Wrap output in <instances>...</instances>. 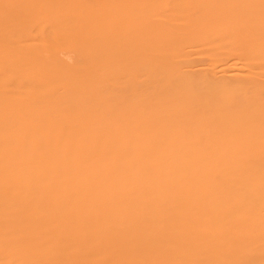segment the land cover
Returning <instances> with one entry per match:
<instances>
[{"label":"bare ground","instance_id":"1","mask_svg":"<svg viewBox=\"0 0 264 264\" xmlns=\"http://www.w3.org/2000/svg\"><path fill=\"white\" fill-rule=\"evenodd\" d=\"M0 264H264V0H0Z\"/></svg>","mask_w":264,"mask_h":264}]
</instances>
